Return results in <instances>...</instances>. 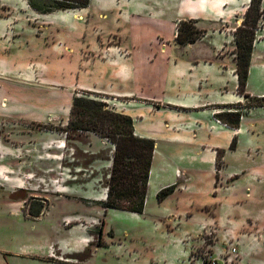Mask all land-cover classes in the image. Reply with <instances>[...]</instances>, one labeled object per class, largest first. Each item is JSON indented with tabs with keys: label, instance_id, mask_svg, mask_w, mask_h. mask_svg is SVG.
Returning <instances> with one entry per match:
<instances>
[{
	"label": "rangeland",
	"instance_id": "rangeland-1",
	"mask_svg": "<svg viewBox=\"0 0 264 264\" xmlns=\"http://www.w3.org/2000/svg\"><path fill=\"white\" fill-rule=\"evenodd\" d=\"M117 2L120 6L95 3L89 15L78 7L42 12L28 0H0V264H32L30 258L14 255L15 250L66 234L56 222L69 210L60 200H69L76 213L82 212L74 224L89 229L91 242L85 254L100 247L94 264H204L212 257L217 264H264V122L232 142L230 166L225 169L235 175H225V190L230 186L223 199L218 203L209 200L222 186L216 185L215 178L208 181L205 173L193 187L208 195L205 202L182 217L148 190V209L140 216L105 209L101 202L107 198L114 144L94 131H65L75 94L106 102L116 110L109 96L84 85L83 65L89 64L85 58H92L88 41L98 33L91 26L88 30L87 24L138 23L141 32L142 27L147 28L144 33H155L163 26L173 33L177 13L200 10L209 19L214 6H239L235 19L221 25L224 29L232 25V42L223 53L235 61L234 33L250 2ZM255 34L254 42L264 36V13ZM212 39L213 35L208 36L205 44ZM178 47L176 52L182 55ZM253 75L251 89H264V68L258 66ZM238 95L243 102L229 104L227 109H239L243 117L254 107H248L251 99ZM248 191L253 194L249 198ZM102 210L111 211L106 216L97 213ZM105 220L109 225L106 233ZM242 252L248 256L246 260L240 259Z\"/></svg>",
	"mask_w": 264,
	"mask_h": 264
},
{
	"label": "crops",
	"instance_id": "crops-1",
	"mask_svg": "<svg viewBox=\"0 0 264 264\" xmlns=\"http://www.w3.org/2000/svg\"><path fill=\"white\" fill-rule=\"evenodd\" d=\"M117 1L90 0L88 6L80 9L90 15L95 3L104 7L120 6ZM249 2L244 0V4ZM262 7L264 9V0ZM239 9L234 5L226 7V4L221 8L214 6L209 19L200 10L177 13L172 22L175 26L173 33L165 31V26L159 27L155 33H144L147 28L142 27L141 32L138 23L85 26L88 30L93 27L98 33L95 39L88 41L87 49L92 58H85L89 64L83 65L84 85L109 96L116 111L130 115L136 135L154 140L148 192L157 195L161 188L175 184L174 191L159 202L169 205V209L180 217L182 213L192 214L191 211L198 210L205 202L204 197L208 195L203 196V191L193 188L197 178L205 173L208 181L215 178L216 185L222 186L216 188L215 198L209 200L218 203L223 199L230 186L225 190L224 177L235 175L225 169L230 166L228 157L232 142L246 131L263 126L264 107L246 110L247 115L243 114L238 128L224 123L217 116L222 111H231L227 109L229 104L243 102L237 91L236 62L223 53L224 47L231 45L233 28L226 25L227 31L221 27L235 19ZM180 20H196V25L206 33L194 42L176 44L175 30ZM205 21L213 23L208 25ZM86 28L83 31L87 32ZM212 35L213 39L205 44L207 37ZM176 47L182 48V55L177 54ZM258 66L264 68V36L254 42L246 86L250 94L264 96V89H251V79H254L253 73ZM219 107L222 109L216 111ZM255 112L259 113L255 115L257 118L248 120ZM218 158H221V168L217 166ZM252 195L251 191L246 192L247 198ZM58 202L69 209L56 220L58 229L66 234L50 237L34 247L15 250L14 255L30 258L32 264L43 261L50 264H94L100 247L85 254L91 242L89 229L74 224L77 214L82 212L76 213L69 200ZM148 203L147 198L144 212ZM14 211L20 212L17 208ZM110 211L97 213L106 216ZM125 212L137 216L144 213ZM67 221L72 223L69 225ZM108 227L105 220L103 232L106 233ZM247 257L243 252L240 255L242 260Z\"/></svg>",
	"mask_w": 264,
	"mask_h": 264
},
{
	"label": "trees",
	"instance_id": "trees-1",
	"mask_svg": "<svg viewBox=\"0 0 264 264\" xmlns=\"http://www.w3.org/2000/svg\"><path fill=\"white\" fill-rule=\"evenodd\" d=\"M32 8L42 12L55 9L82 8L90 0H28ZM262 0H250L242 24L235 30V62L238 78L237 91L252 100L248 107H264V96H251L246 92L251 55L256 39L259 19L264 11ZM196 20H180L176 26L175 40L187 44L199 39L203 31L196 27ZM224 123L238 128L240 110L223 111L217 114ZM94 131L114 144L112 166L107 180V198L101 202L105 209H118L143 213L146 205L150 167L155 142L151 138L135 134L133 118L108 107L106 102L89 99L79 94L73 96L70 115L65 131ZM235 142V139L233 143ZM222 167L221 158L217 160ZM176 185L171 184L157 192L158 201L170 195ZM101 233V229H99ZM101 238H98L100 243ZM204 264H208L205 260Z\"/></svg>",
	"mask_w": 264,
	"mask_h": 264
},
{
	"label": "built area",
	"instance_id": "built-area-1",
	"mask_svg": "<svg viewBox=\"0 0 264 264\" xmlns=\"http://www.w3.org/2000/svg\"><path fill=\"white\" fill-rule=\"evenodd\" d=\"M227 260V259H225ZM232 260H229V262H231ZM208 264H217V259L216 258H210L208 261ZM237 264H241V263H237Z\"/></svg>",
	"mask_w": 264,
	"mask_h": 264
}]
</instances>
